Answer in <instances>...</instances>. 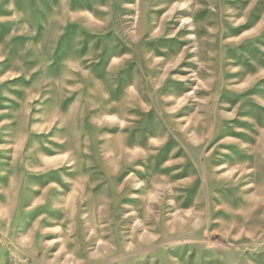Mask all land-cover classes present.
Instances as JSON below:
<instances>
[{
    "label": "rangeland",
    "instance_id": "374dc122",
    "mask_svg": "<svg viewBox=\"0 0 264 264\" xmlns=\"http://www.w3.org/2000/svg\"><path fill=\"white\" fill-rule=\"evenodd\" d=\"M0 264H264V0H0Z\"/></svg>",
    "mask_w": 264,
    "mask_h": 264
}]
</instances>
